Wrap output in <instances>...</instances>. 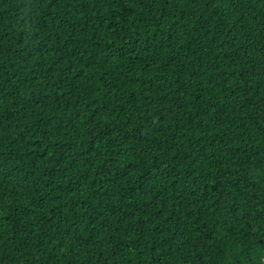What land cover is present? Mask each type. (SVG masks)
<instances>
[{"label":"trees","instance_id":"trees-1","mask_svg":"<svg viewBox=\"0 0 264 264\" xmlns=\"http://www.w3.org/2000/svg\"><path fill=\"white\" fill-rule=\"evenodd\" d=\"M0 264H264V0H0Z\"/></svg>","mask_w":264,"mask_h":264}]
</instances>
